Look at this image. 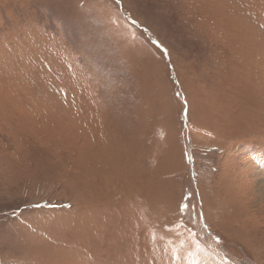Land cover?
I'll return each mask as SVG.
<instances>
[{
	"label": "rangeland",
	"instance_id": "374dc122",
	"mask_svg": "<svg viewBox=\"0 0 264 264\" xmlns=\"http://www.w3.org/2000/svg\"><path fill=\"white\" fill-rule=\"evenodd\" d=\"M0 264H264V0H0Z\"/></svg>",
	"mask_w": 264,
	"mask_h": 264
}]
</instances>
